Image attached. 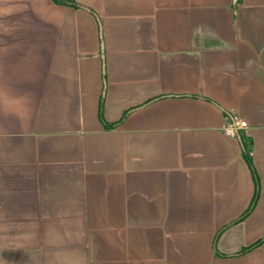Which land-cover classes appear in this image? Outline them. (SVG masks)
Listing matches in <instances>:
<instances>
[{"label": "crops", "instance_id": "crops-1", "mask_svg": "<svg viewBox=\"0 0 264 264\" xmlns=\"http://www.w3.org/2000/svg\"><path fill=\"white\" fill-rule=\"evenodd\" d=\"M68 1L0 0V264H264V0Z\"/></svg>", "mask_w": 264, "mask_h": 264}, {"label": "trees", "instance_id": "trees-1", "mask_svg": "<svg viewBox=\"0 0 264 264\" xmlns=\"http://www.w3.org/2000/svg\"><path fill=\"white\" fill-rule=\"evenodd\" d=\"M52 1H54V2L57 3V4L69 5V6H73V7H76V5H77L76 3L72 2V1H68V0H52ZM118 123H119V122H118ZM115 126H116V124H114V123H113V124H106V128H109V129H112V128L115 127ZM243 154H244V157H245V159H246L248 165L250 166V169L252 170V174H253V176H254V179H255V181H256V186H257V188H258V186H259L258 174H257V172H256V169L254 168V165H253V162H252L251 154H250L249 150H247V149H245V148H244V152H243ZM257 193H258V191H257ZM257 196H258V195H257ZM250 211H251V208H250V210L246 213V215L249 214ZM261 243H262V242L260 241V242H258V243H256V244H254V245H252V246H250V247L244 249V250L242 251V254L245 253V252H247V251H249V250H251V249H253V248H255V247H257V246H259Z\"/></svg>", "mask_w": 264, "mask_h": 264}, {"label": "built area", "instance_id": "built-area-1", "mask_svg": "<svg viewBox=\"0 0 264 264\" xmlns=\"http://www.w3.org/2000/svg\"><path fill=\"white\" fill-rule=\"evenodd\" d=\"M248 127V123L244 120L238 121L234 120L227 128L224 129V134L227 136H236L238 131L242 129H246Z\"/></svg>", "mask_w": 264, "mask_h": 264}, {"label": "water", "instance_id": "water-1", "mask_svg": "<svg viewBox=\"0 0 264 264\" xmlns=\"http://www.w3.org/2000/svg\"><path fill=\"white\" fill-rule=\"evenodd\" d=\"M238 0H235V2H237Z\"/></svg>", "mask_w": 264, "mask_h": 264}]
</instances>
